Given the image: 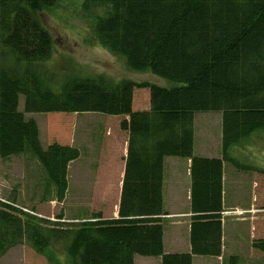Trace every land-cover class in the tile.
Listing matches in <instances>:
<instances>
[{"label":"trees","instance_id":"trees-1","mask_svg":"<svg viewBox=\"0 0 264 264\" xmlns=\"http://www.w3.org/2000/svg\"><path fill=\"white\" fill-rule=\"evenodd\" d=\"M60 1L0 0V159L29 154L62 200L68 164L80 151L59 140L43 147L28 114L128 116L119 123L128 140L117 216L51 221L0 200V257L24 243L50 264H134L135 255L192 264L193 256H221L224 164H235L232 148L264 143V0H70L99 45L169 85L85 70L59 77L46 64L53 40L42 14ZM137 88L147 92L146 109H134ZM205 111L222 114L220 157L194 151L195 113ZM171 156L190 159L189 251H164ZM251 246L264 262V238Z\"/></svg>","mask_w":264,"mask_h":264},{"label":"rangeland","instance_id":"rangeland-1","mask_svg":"<svg viewBox=\"0 0 264 264\" xmlns=\"http://www.w3.org/2000/svg\"><path fill=\"white\" fill-rule=\"evenodd\" d=\"M59 3L61 5L57 10H46L42 14V21L50 31L53 40V50L46 64L59 77L84 73L83 70H85L93 75L104 74L114 80L131 79L159 85L175 84L149 71L138 72L128 68L122 56L110 53L97 43L94 35L89 31L88 22L72 11L70 0H61ZM90 42L92 45L89 44ZM135 91L134 106L145 107L146 90L137 88ZM19 104V108L22 109V95ZM28 116L33 117L40 125V139L43 147L58 140L66 143L71 127H74L77 131L86 130L89 137L100 138L98 142L97 139L88 140L89 150L106 144L109 149L114 146V154L120 152L119 138L110 133L112 132L110 129L105 132L104 128L107 120L113 125L119 120V116L114 118L113 115L99 112H41L29 113ZM221 117L220 111L195 113V144L198 145L197 151L201 154L218 152ZM107 136L111 141L107 139ZM261 145L263 146L260 148L258 143H252L244 149L232 148L233 150L229 152V157L235 160V164L226 162L225 177H236L237 185L235 189L226 190V202L230 206L238 207L230 217L231 219L236 217L237 232L242 235V240L232 242L230 236L226 235L229 229V225L226 224L224 242L226 241L227 248L225 253H228H224L223 258L217 260L218 264H228L229 256L237 257L235 264H264L263 254L251 246L253 240L264 238V143ZM179 158L174 157V160H170L169 163V172L166 177L167 188L168 191H175V194L174 197L166 199L172 203L175 200L180 209V205L184 204L182 198L184 188L180 187L184 186L186 169L184 159ZM67 178L68 187L65 196L62 200H57L54 197V188L29 154L0 159V200L11 198L15 206L20 209L51 221H57L58 215H61L62 221L79 222L95 212L101 213L103 218L117 216V194L121 177ZM172 207L173 205L169 206V208ZM240 217H246V220L240 221ZM55 249L57 250V247ZM58 256L63 258L60 251ZM136 256L135 264L158 263V257ZM0 264L50 263L43 255L24 243L9 248L1 255ZM207 264H212V261L209 260Z\"/></svg>","mask_w":264,"mask_h":264},{"label":"crops","instance_id":"crops-1","mask_svg":"<svg viewBox=\"0 0 264 264\" xmlns=\"http://www.w3.org/2000/svg\"><path fill=\"white\" fill-rule=\"evenodd\" d=\"M134 106V105H133ZM148 107L147 103L146 106L143 108L135 107V110H143ZM108 117V116H107ZM114 118H118V116H113ZM128 116H119V120L116 121L112 125L109 120L106 121L105 125V132L110 129V133L114 134L116 138L118 137L120 140L119 147L120 152L119 153H113L114 146L110 147V150L108 147L103 145L102 147L100 145L96 146L95 148H91L89 150L88 148V140L97 142L100 138L98 137H89L87 131L81 130L77 131L76 128L71 127L70 133L68 134V139L65 140L67 145L75 146L79 149L80 155L77 159L70 161L67 168V177H123L124 173V166H125V156L127 152V140H128V132L125 130L120 129L119 123L123 119H127ZM72 122V121H71ZM74 123V122H72ZM71 123V124H72ZM194 125H195V117H194ZM38 127L40 129V125L38 123ZM101 127V125H100ZM100 129V128H99ZM196 131V127H195ZM104 133V132H103ZM103 135V134H102ZM61 136V135H60ZM100 136V133H99ZM194 142L196 141V133H194ZM106 138V137H105ZM107 139H110L109 136H107ZM109 143V142H108ZM98 144V143H97ZM198 145L194 146V151L198 155L207 156V157H220L222 155L221 153V131H220V138H219V145L217 149L216 154H204L197 151ZM105 156V157H104ZM174 157H166L164 162V182H163V197H164V208H165V222H164V235H163V244H164V251L165 252H181V251H189L190 250V241H189V229H190V222H191V209H190V176H189V166H190V159L182 158L184 159L185 169H186V177L184 178V186L180 188H184V192H182V198L184 201L183 205H180L177 207V202L174 200L173 203L170 200H167L166 198L174 197L175 191H168L167 188V179L169 172V163L170 160H174ZM179 158V157H177ZM181 159V158H179ZM225 164H224V171H223V198H224V211L221 213V221H222V254L221 256L217 257H211V256H193L192 258V264H196L199 262V264H207L209 260L212 261V264H218L217 260H219L223 254L225 253V250H227L224 242V233L225 232V226L226 224L229 225V229L227 232V236H230L231 241L238 242L242 240V235L237 232L236 228V217L232 218L230 217L231 214H234L235 209H238L237 206H230L228 202H226V190L229 188V190L235 189V181H237L236 177H225ZM175 180V177H173ZM120 189H121V180L118 187V201H119V195H120ZM170 205H173L172 208H169ZM232 211V212H230ZM227 212V213H226ZM240 212V211H239ZM225 216V217H224ZM232 216V215H231ZM246 217H240L239 220L243 221L246 220ZM252 227V224H250ZM165 230H167V234H165ZM230 252V251H229ZM233 252V250H232ZM228 253V252H227ZM225 253V254H227ZM235 254V253H233ZM143 258H150V257H144ZM137 256H134V264ZM155 258V257H154ZM157 258V257H156ZM214 260V261H213ZM157 264H160V258H157Z\"/></svg>","mask_w":264,"mask_h":264}]
</instances>
